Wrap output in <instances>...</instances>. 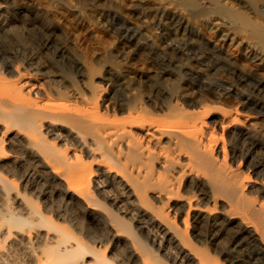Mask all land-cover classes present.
Masks as SVG:
<instances>
[{
    "label": "bare ground",
    "instance_id": "obj_1",
    "mask_svg": "<svg viewBox=\"0 0 264 264\" xmlns=\"http://www.w3.org/2000/svg\"><path fill=\"white\" fill-rule=\"evenodd\" d=\"M99 1L189 11L264 98V0ZM61 2L0 0V264H264V107L108 60Z\"/></svg>",
    "mask_w": 264,
    "mask_h": 264
},
{
    "label": "rangeland",
    "instance_id": "obj_2",
    "mask_svg": "<svg viewBox=\"0 0 264 264\" xmlns=\"http://www.w3.org/2000/svg\"><path fill=\"white\" fill-rule=\"evenodd\" d=\"M48 1L58 3L62 0ZM63 1H66V3H61L68 4L70 7L67 6L70 9L73 7L72 10L80 11L82 13L81 18H83V16H88L87 19L85 17L82 19V22L84 21L83 24L86 26L92 23V27L95 28L94 32L97 34V32L100 31L98 35H100L101 38L103 37L108 44H112V46L109 45L108 47V44L104 42V45L108 48V50H106V56L109 58H107L108 60L113 61L115 58L114 56H117L116 54H118L119 51L120 53L125 51L124 53L127 52L133 56L135 59L134 61L138 60L141 62L140 64H144L143 67L149 69L155 68L156 70L165 71V73L170 75H166L168 84L170 82V87L174 85L173 87L177 88L178 85L181 87L184 84L189 83L188 85H190L193 82L191 86L195 85L192 87L196 89H207L209 87L216 92H225L235 101L237 99V101L248 103L252 108L257 105L264 107V98H260L259 96L255 97L251 91L254 81L247 76L238 75L234 67L230 68L221 63L220 53L212 48L206 40L204 41V39L201 38V34L207 32V27L203 26V28H201V26H193V21L195 22L197 19H193V15L188 13L189 11L185 12L183 8L177 10L181 12V14L184 11V19H189V21L186 20L183 25L177 24L176 21L169 16L153 15L154 13L150 12L145 7H142L143 9L141 7L133 9L126 5H108L105 7L99 0ZM220 1L224 2L226 0ZM16 2H18V0H16ZM227 3H232L231 5L234 4L235 7L242 9L239 5L240 3H236V1L227 0ZM16 28L14 31H17L16 33L19 39L22 38L24 40L23 42L28 44V47L36 48L34 42H32V37L26 34L19 26ZM83 31L84 30H82V32ZM101 34L104 35L102 36ZM230 48V53L233 54L232 57H236L238 62L242 58L243 60L246 58L245 51H243L242 47H235V45H233V47L231 46ZM112 56L113 59H110ZM97 64L98 63H96V67L101 65ZM69 75L74 80L75 76L72 71L69 72ZM176 88L173 89L177 91ZM208 104L211 106L215 105V103L213 104L211 102ZM252 108L250 107L248 110L253 111ZM255 116L259 120L262 118L257 113H255ZM261 121H264V118H262ZM247 254L249 257V252H242L241 255L244 257L241 256V258L247 259ZM218 258L220 261L223 260L220 256Z\"/></svg>",
    "mask_w": 264,
    "mask_h": 264
}]
</instances>
